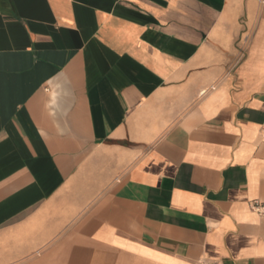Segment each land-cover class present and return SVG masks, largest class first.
Segmentation results:
<instances>
[{
	"label": "crops",
	"instance_id": "0c3cea01",
	"mask_svg": "<svg viewBox=\"0 0 264 264\" xmlns=\"http://www.w3.org/2000/svg\"><path fill=\"white\" fill-rule=\"evenodd\" d=\"M264 0H0V264H264Z\"/></svg>",
	"mask_w": 264,
	"mask_h": 264
},
{
	"label": "built area",
	"instance_id": "2783aa9c",
	"mask_svg": "<svg viewBox=\"0 0 264 264\" xmlns=\"http://www.w3.org/2000/svg\"><path fill=\"white\" fill-rule=\"evenodd\" d=\"M251 209L264 216V202L253 201L251 204Z\"/></svg>",
	"mask_w": 264,
	"mask_h": 264
}]
</instances>
